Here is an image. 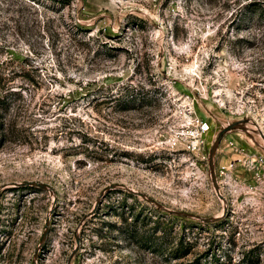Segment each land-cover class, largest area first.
Wrapping results in <instances>:
<instances>
[{"label":"rangeland","instance_id":"374dc122","mask_svg":"<svg viewBox=\"0 0 264 264\" xmlns=\"http://www.w3.org/2000/svg\"><path fill=\"white\" fill-rule=\"evenodd\" d=\"M65 3L0 0V264H264V0Z\"/></svg>","mask_w":264,"mask_h":264},{"label":"trees","instance_id":"16d2710c","mask_svg":"<svg viewBox=\"0 0 264 264\" xmlns=\"http://www.w3.org/2000/svg\"><path fill=\"white\" fill-rule=\"evenodd\" d=\"M36 1V0H33ZM53 3L56 4H61L62 6H65V2L67 0H49ZM258 11L259 12V20L264 22V5L262 3H250L246 6V8L241 11V20L242 22H245L246 20L252 18L254 14H256ZM146 99V95L143 94H136L133 92L127 93V95L124 97L122 102L125 104L123 109H131L133 108L131 104L136 102L137 100H144ZM143 105H146V102L143 103Z\"/></svg>","mask_w":264,"mask_h":264},{"label":"built area","instance_id":"2783aa9c","mask_svg":"<svg viewBox=\"0 0 264 264\" xmlns=\"http://www.w3.org/2000/svg\"><path fill=\"white\" fill-rule=\"evenodd\" d=\"M197 127L195 129L196 134L201 135L203 133L208 132L211 129V125L208 121L204 120L203 118L197 119L196 121ZM198 143V140H196ZM193 140V145L197 144Z\"/></svg>","mask_w":264,"mask_h":264},{"label":"water","instance_id":"95a60500","mask_svg":"<svg viewBox=\"0 0 264 264\" xmlns=\"http://www.w3.org/2000/svg\"><path fill=\"white\" fill-rule=\"evenodd\" d=\"M236 126H237V123H232V124L228 125L224 130H222V131L219 133L216 142H219V141L222 139V137H223V135H224V133H225L226 131H228V130H230V129H233V128H235Z\"/></svg>","mask_w":264,"mask_h":264}]
</instances>
